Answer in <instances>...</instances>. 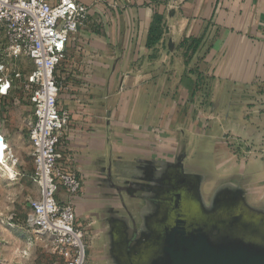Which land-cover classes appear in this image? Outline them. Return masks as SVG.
<instances>
[{"label": "crops", "instance_id": "crops-1", "mask_svg": "<svg viewBox=\"0 0 264 264\" xmlns=\"http://www.w3.org/2000/svg\"><path fill=\"white\" fill-rule=\"evenodd\" d=\"M78 1L88 18L58 75L70 114L64 135L83 178L74 197L79 223L95 203L101 167L170 163L178 154L185 165L211 164L215 179L238 174L251 201L264 202V0H181L176 8L163 0ZM76 69L90 90L78 100L65 81ZM9 101L0 132L12 146L28 138L30 110L23 99Z\"/></svg>", "mask_w": 264, "mask_h": 264}, {"label": "built area", "instance_id": "built-area-1", "mask_svg": "<svg viewBox=\"0 0 264 264\" xmlns=\"http://www.w3.org/2000/svg\"><path fill=\"white\" fill-rule=\"evenodd\" d=\"M88 9L78 0H0V105L17 97L30 107L24 123L38 195L27 197L25 223L50 257L47 264H90L86 232L74 209L83 178L64 135L70 114L61 105L58 75ZM1 141L0 165L3 159L20 175L15 150L3 134Z\"/></svg>", "mask_w": 264, "mask_h": 264}, {"label": "water", "instance_id": "water-1", "mask_svg": "<svg viewBox=\"0 0 264 264\" xmlns=\"http://www.w3.org/2000/svg\"><path fill=\"white\" fill-rule=\"evenodd\" d=\"M184 158L153 173L167 198L144 197L138 214L117 226L113 264H264V202L251 201L238 174L216 180Z\"/></svg>", "mask_w": 264, "mask_h": 264}, {"label": "rangeland", "instance_id": "rangeland-1", "mask_svg": "<svg viewBox=\"0 0 264 264\" xmlns=\"http://www.w3.org/2000/svg\"><path fill=\"white\" fill-rule=\"evenodd\" d=\"M181 0H163L168 7L176 8ZM89 11V9H88ZM88 15L85 19L87 21ZM84 22V23H85ZM78 69H76L77 71ZM70 79L66 78V82L70 87L76 88V99L88 96L89 84L88 75L77 71L69 73ZM8 101L6 104H10ZM0 105V111L3 106ZM30 110V107H29ZM230 149L234 152L233 139L226 134ZM18 157V169L20 175H15L13 179H7V176L0 171V264H47L50 257L47 256L41 247V244L35 240L33 234L27 228L25 219L30 209L27 203V197H36L38 195V187L32 181L31 174L33 172V162L30 153L29 139L25 136L16 144L12 145ZM208 147V146H207ZM186 167L193 172L205 173L210 170L211 164L203 161L188 160ZM207 167V168H206ZM217 172V170H216ZM235 174L221 175L218 179L228 178ZM217 180V179H216ZM258 202V201H257ZM260 202H263L260 201ZM131 207L133 201H128ZM87 215H83L81 221L85 222V232L88 234L90 248V264H109L105 263L99 238V232L96 229L91 231L89 224L94 226V219L99 216V211L95 205L87 204L85 206ZM14 213L15 218L8 220V216ZM99 219V218H97ZM91 226V227H93ZM123 232V231H122Z\"/></svg>", "mask_w": 264, "mask_h": 264}, {"label": "flooded vegetation", "instance_id": "flooded-vegetation-1", "mask_svg": "<svg viewBox=\"0 0 264 264\" xmlns=\"http://www.w3.org/2000/svg\"><path fill=\"white\" fill-rule=\"evenodd\" d=\"M114 165L112 167H101L97 172L94 179L97 192L95 193L96 198L93 205L99 211V216L97 217L99 219H94V226L88 223L91 231L96 229L99 232V238L102 241L100 246L105 263L109 264H113L110 237L117 226L125 219H129V213H132L134 217L138 214L140 207L147 203L144 197L167 198L164 192L168 189L167 185L163 187L159 183H151L154 176L153 173L162 167L160 163L152 165L147 162L135 161L130 164L117 162ZM127 200L135 203H132L130 207ZM158 202L156 201V203ZM82 224L85 229V222L83 221ZM86 240L90 262L91 245L89 244L87 233Z\"/></svg>", "mask_w": 264, "mask_h": 264}, {"label": "bare ground", "instance_id": "bare-ground-1", "mask_svg": "<svg viewBox=\"0 0 264 264\" xmlns=\"http://www.w3.org/2000/svg\"><path fill=\"white\" fill-rule=\"evenodd\" d=\"M2 140V134L0 132V141ZM5 141H1L0 143V157H1V145L4 144ZM3 162V164L0 165V171H2L6 176L7 179H13L14 177V171L12 169V167L6 163L3 159L1 160Z\"/></svg>", "mask_w": 264, "mask_h": 264}]
</instances>
